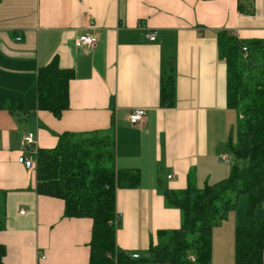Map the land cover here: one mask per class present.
I'll use <instances>...</instances> for the list:
<instances>
[{
    "label": "crops",
    "instance_id": "1",
    "mask_svg": "<svg viewBox=\"0 0 264 264\" xmlns=\"http://www.w3.org/2000/svg\"><path fill=\"white\" fill-rule=\"evenodd\" d=\"M221 32L264 41V0L0 1V96L22 100L24 109L0 111L4 264L90 259L93 221L65 218L64 201L38 195L36 171L19 163L29 133L36 149H54L64 133L114 126L117 168L141 176L138 188L117 190V245L139 256L157 245L159 231L181 228V211L167 206L164 189L197 190L229 177L234 159L228 164L220 158L230 154L235 111L227 104ZM85 33L97 36L95 48L77 47ZM55 58L76 73L61 118L36 109L39 70ZM172 68L176 102L167 109L160 106L161 86ZM137 109L146 117L134 126L129 116ZM247 209L238 207L215 228L211 264H235L236 229L251 224ZM255 220L264 222V208Z\"/></svg>",
    "mask_w": 264,
    "mask_h": 264
},
{
    "label": "trees",
    "instance_id": "2",
    "mask_svg": "<svg viewBox=\"0 0 264 264\" xmlns=\"http://www.w3.org/2000/svg\"><path fill=\"white\" fill-rule=\"evenodd\" d=\"M217 44L220 58L228 65V108L238 115L237 143L230 136L227 147L234 161L244 166L237 164L227 179L202 189H164L167 206L181 211V228L159 231L157 245L151 244L138 259L117 245L121 226L117 190L138 188L141 176L117 168L114 126L64 133L54 149L38 150L36 193L64 201L65 218L93 221L89 264H211L214 230L238 209L242 196L248 197L251 224L236 229L235 264H264V222L255 220L256 212L264 208V41L238 40L221 32ZM75 76L74 70L62 69L57 58L41 68L36 109L61 118L70 108L69 85ZM175 102L172 68L162 80L160 106L174 108ZM3 110L23 112V102L0 96ZM6 198L0 190V233L6 229ZM6 254L0 243V264Z\"/></svg>",
    "mask_w": 264,
    "mask_h": 264
},
{
    "label": "built area",
    "instance_id": "3",
    "mask_svg": "<svg viewBox=\"0 0 264 264\" xmlns=\"http://www.w3.org/2000/svg\"><path fill=\"white\" fill-rule=\"evenodd\" d=\"M148 38L151 41L156 40V36L154 34H149ZM17 40H20V38H17ZM98 38L94 34L85 33L81 35L76 45L77 47H89V48H95L97 45ZM244 52L247 55V49L244 48ZM146 117V110L145 109H137L132 112V114L129 116V121L132 125L137 126L143 123L144 119ZM22 145L25 149V151L22 153V155L19 157V163L27 170H37V155H38V149H36V142H35V134L29 133L27 134L23 140ZM220 160L225 163L231 162V155H223L221 156ZM133 258L138 259L139 255L133 254ZM41 259H44V255H41ZM191 260H195L194 257H191Z\"/></svg>",
    "mask_w": 264,
    "mask_h": 264
},
{
    "label": "rangeland",
    "instance_id": "4",
    "mask_svg": "<svg viewBox=\"0 0 264 264\" xmlns=\"http://www.w3.org/2000/svg\"><path fill=\"white\" fill-rule=\"evenodd\" d=\"M233 114V113H232ZM235 114V115H234ZM233 114V120H232V127L234 128V134H233V141H234V143H237V129H236V126H237V112L235 111V113ZM235 116V117H234ZM228 144H229V142H228ZM230 153V152H229ZM228 155V154H227ZM229 155H231V154H229ZM233 157V156H232ZM231 157V158H232ZM240 165V167H243L244 166V162H237V161H234L233 162V164L231 165V166H229V167H231V169L232 168H234V166H236V165ZM241 202H243V205H244V208H243V206L242 205H240L241 204ZM239 208H240V210L243 212V209L244 210H246L247 208H248V197L247 196H242V197H240V202H239ZM232 212V211H231ZM230 213V212H229ZM229 213L227 214V215H229ZM193 261V260H192ZM195 261V260H194ZM193 261V262H194Z\"/></svg>",
    "mask_w": 264,
    "mask_h": 264
}]
</instances>
